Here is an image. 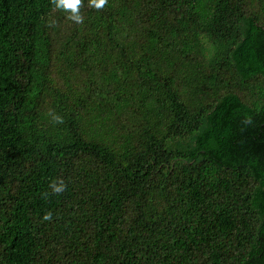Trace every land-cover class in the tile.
Returning a JSON list of instances; mask_svg holds the SVG:
<instances>
[{
	"label": "trees",
	"instance_id": "trees-1",
	"mask_svg": "<svg viewBox=\"0 0 264 264\" xmlns=\"http://www.w3.org/2000/svg\"><path fill=\"white\" fill-rule=\"evenodd\" d=\"M81 14L0 0V264H264V0Z\"/></svg>",
	"mask_w": 264,
	"mask_h": 264
},
{
	"label": "clouds",
	"instance_id": "clouds-1",
	"mask_svg": "<svg viewBox=\"0 0 264 264\" xmlns=\"http://www.w3.org/2000/svg\"><path fill=\"white\" fill-rule=\"evenodd\" d=\"M55 9L63 11L68 14L67 18L76 24L83 23V16L81 14V8L83 7V0H51ZM89 6L95 8L96 10L103 9L107 4L108 0H88ZM55 21L52 22L54 24ZM51 26V25H50ZM51 114V113H50ZM53 119L57 123H63V119L60 116H53ZM52 192L59 195L66 190V184L63 180L53 181L50 184ZM52 219V214L46 213L43 220L50 221Z\"/></svg>",
	"mask_w": 264,
	"mask_h": 264
}]
</instances>
